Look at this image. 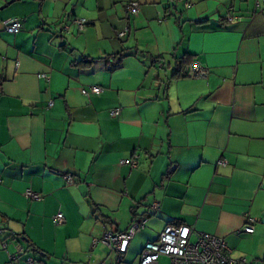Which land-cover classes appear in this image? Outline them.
Here are the masks:
<instances>
[{"label": "crops", "instance_id": "1", "mask_svg": "<svg viewBox=\"0 0 264 264\" xmlns=\"http://www.w3.org/2000/svg\"><path fill=\"white\" fill-rule=\"evenodd\" d=\"M130 1L0 0V264L16 244L38 264H106L93 241L141 219L110 264H138L166 225L264 264V0H134L128 16ZM15 18L22 31L6 33ZM182 60L207 78L176 75Z\"/></svg>", "mask_w": 264, "mask_h": 264}, {"label": "built area", "instance_id": "2", "mask_svg": "<svg viewBox=\"0 0 264 264\" xmlns=\"http://www.w3.org/2000/svg\"><path fill=\"white\" fill-rule=\"evenodd\" d=\"M185 3V7H187ZM128 16H134L139 12V3L130 1L125 7ZM232 20V19H228ZM24 21L22 19H9L3 22V30L8 34H17L23 29ZM86 25L84 19H72L71 26L77 31H82ZM66 32L69 28L65 29ZM127 29L119 33L118 37L123 38L126 35ZM182 76L192 79H204L208 76V69L200 65L198 62H193L187 65ZM46 78L45 76H42ZM102 89L97 86L89 89H82L81 95H99ZM52 104L50 103L49 106ZM119 109L111 112V115H117ZM139 157L134 155L130 159H125L120 162L121 165L127 166L130 169H135L138 166ZM66 181L72 183L71 177L67 176ZM26 199L30 201H41L42 196L39 193H34L31 190H26L24 193ZM150 209L153 212L158 210V204L154 203ZM53 223L57 226L64 223V217L61 213H57L53 218ZM255 219L247 218L246 225L240 229V233L252 234L254 232ZM146 220H134L126 231L122 233H113L106 231L102 238L93 241V246L100 242L116 256V263H120L123 255L126 253L130 241L136 234H139L145 229ZM2 232L0 231V234ZM10 237L14 236L13 232L8 233ZM2 248L5 250L7 243L2 241ZM15 254L8 256L10 264H38L33 258L26 257L25 251L18 244L14 246ZM160 257H166L170 260V264H258L249 262L243 257H233L232 251L226 246L225 242L214 235L199 233L191 226H175L166 225L159 233L157 239L152 242H146L139 256L138 264H157Z\"/></svg>", "mask_w": 264, "mask_h": 264}, {"label": "rangeland", "instance_id": "3", "mask_svg": "<svg viewBox=\"0 0 264 264\" xmlns=\"http://www.w3.org/2000/svg\"><path fill=\"white\" fill-rule=\"evenodd\" d=\"M74 28V27H73ZM75 29V28H74ZM66 32V31H65ZM69 32V31H68ZM68 32H66V34H69ZM77 33V32H76ZM76 36V35H75ZM142 236H140V235H138L137 234V236L134 238V241H135V243L141 238ZM128 255H130V254H128ZM108 258H109V260L107 261V263L106 264H110V263H115V260H116V256H115V254L114 253H112L111 252V254H109V256H108ZM130 258V259H129ZM126 257L125 259H124V261L122 262V263H131V262H134V256L133 257Z\"/></svg>", "mask_w": 264, "mask_h": 264}, {"label": "trees", "instance_id": "4", "mask_svg": "<svg viewBox=\"0 0 264 264\" xmlns=\"http://www.w3.org/2000/svg\"><path fill=\"white\" fill-rule=\"evenodd\" d=\"M187 65H189V64H186V63L184 62V60H182V61H178V67H179V70H178V72H176V75L182 73L183 69H184ZM116 66H118V64H116ZM104 224H105V225H108L109 222H108V221H104Z\"/></svg>", "mask_w": 264, "mask_h": 264}, {"label": "water", "instance_id": "5", "mask_svg": "<svg viewBox=\"0 0 264 264\" xmlns=\"http://www.w3.org/2000/svg\"><path fill=\"white\" fill-rule=\"evenodd\" d=\"M262 223H264V214L262 215ZM8 232H12V231H8ZM14 236H15V233H14Z\"/></svg>", "mask_w": 264, "mask_h": 264}]
</instances>
